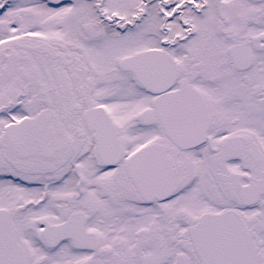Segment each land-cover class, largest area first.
Masks as SVG:
<instances>
[{"label":"snow or ice","instance_id":"obj_1","mask_svg":"<svg viewBox=\"0 0 264 264\" xmlns=\"http://www.w3.org/2000/svg\"><path fill=\"white\" fill-rule=\"evenodd\" d=\"M0 264H264V0H0Z\"/></svg>","mask_w":264,"mask_h":264}]
</instances>
